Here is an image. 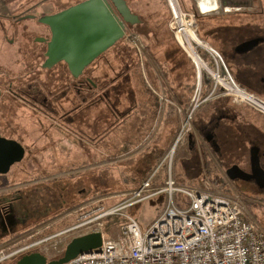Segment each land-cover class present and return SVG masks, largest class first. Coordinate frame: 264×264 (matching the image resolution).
Here are the masks:
<instances>
[{
  "label": "rangeland",
  "instance_id": "obj_1",
  "mask_svg": "<svg viewBox=\"0 0 264 264\" xmlns=\"http://www.w3.org/2000/svg\"><path fill=\"white\" fill-rule=\"evenodd\" d=\"M82 1L84 0H0V13L18 16L37 7L33 12L40 17L44 13L62 11ZM125 1L131 12L138 17L139 23L129 27L130 32L122 40L92 63L91 67L94 68L90 76L99 84V87L90 94L84 91L78 96L74 95L69 87L72 84L70 78L67 77L68 73L65 76L67 79L64 80L56 78V74H60L56 69L53 71L57 73L51 72L50 74L39 68L38 70L36 67L42 59L32 55L31 49L35 46L32 39L30 42L20 40L22 46L19 53H16L17 46L8 45L6 41H2L0 35V66L9 68L10 72L15 73L12 76L17 77L15 81H18L16 85L20 92L25 89V91L34 93L37 99L35 108L28 107L21 102L11 105L8 120L16 128L6 129L7 131L3 133L16 138L26 149L22 162L14 165L6 175L0 176V192L3 193V199H13V202H10L12 218L15 220L18 218L19 222L23 219L22 223L14 228L16 233L12 237H10L11 231L5 235L8 237L2 239V245L10 248L6 250L26 247L31 242L41 241L58 234L76 222L87 218L86 214L95 206L107 209L128 200L129 198L123 194H129V191L138 188L143 177L155 170L168 152L169 156L174 153L172 146L185 121L184 115L177 113L179 118L175 121L174 131L169 132L170 136L175 135L174 139L168 135L165 136L166 127L163 137L160 134L152 138L151 130L158 125L164 105L170 106L165 93L168 94L171 85L177 86L180 83L179 86L190 94L193 88L195 68L191 63L192 70L186 72L188 78L187 76L186 79L180 78L175 84L176 76L173 73L175 71L171 73L170 65L175 52L167 48L170 43L174 45L177 43L169 26L172 15L164 0ZM180 3L184 10H188L187 13H193L194 16V21L176 17L173 23V28L176 30L175 39L180 46L186 49L185 53L191 52V49L183 27L186 28L188 35L199 44L196 50L198 48L208 49L200 43L195 34L199 28L216 26L219 29L229 30L224 41L222 40L224 33L221 31L213 32L207 36L206 40L220 54L230 73H236L239 59L255 56V53L251 52L254 48L248 54L237 52V43L243 40L247 42L258 39L262 40L258 45L264 44V0H217L218 5L207 0L208 4L216 7L213 8L214 12L207 14L199 12L198 6L201 9L203 2L198 6L197 0H181ZM201 11L205 10L201 9ZM195 13L200 15L198 22L195 19ZM32 23V20L27 19L19 22L18 25L28 27ZM199 23L204 25L200 26ZM195 24L197 30H195ZM235 31L243 38H238L232 47L231 42L237 38ZM253 32L255 33L252 34ZM1 34L7 39L14 38V34L9 31ZM203 36L205 35L201 33L202 38ZM230 37L233 38L229 39ZM198 50L205 53L201 49ZM180 51L183 52L181 49ZM14 61L15 65H13ZM207 62L212 64L210 56ZM205 64L209 67L207 63ZM149 67L153 68L152 72L147 71ZM199 69L203 74L205 73L204 75H210L204 70L201 62ZM212 69L218 72L214 65ZM166 72L169 77L165 80L163 74ZM144 83L149 86H145ZM242 87L248 93L256 94L264 101L263 90L258 89L256 91L258 93H252L250 88L249 90ZM221 89L223 90V87ZM44 96L52 97V99L48 101L49 105L42 107L39 101ZM207 96L200 95V106L194 113L196 118L200 113L207 112L208 105L216 100L211 99L204 102ZM141 103L150 109L145 111L150 121L146 117L141 126H132L134 120L131 118L133 116H130L124 123L123 120L127 113L138 108L140 110L139 104ZM230 103L236 102L232 98ZM241 105L244 104L241 103ZM45 107L48 110L44 111ZM228 111L230 115H233L232 109ZM235 112L239 117L237 119L233 115V126L232 124L228 126L231 131L228 133L230 137L227 149L223 152L225 155L216 157L217 162L210 158L212 171L215 170L214 162L217 163L215 167L218 171L213 172L215 182L212 178L208 179L209 174L204 173L202 167L204 138L200 127L203 125H199V129L192 125L189 135L183 142L178 143L170 170L167 160V164L159 167L158 175L162 179L161 176L170 172L173 179L180 184L193 187L200 185L209 187L213 191L237 194L242 199L245 217L256 221L264 229V190H259L240 180L229 181L224 173L225 168L232 164H236L241 169L249 168L248 149L231 138L238 137L239 142L244 144L242 140L246 135L244 130L250 129V126L245 127L235 122L238 120L243 123L241 115ZM114 119H116L115 122ZM214 120L216 121L213 118L212 123ZM228 121L230 119H227ZM219 127L222 129V125ZM134 129H136L135 133L132 132ZM189 136L194 146L198 147L194 152L189 149L191 147ZM169 139L173 142L170 143ZM123 141L129 143H125L126 147L121 148L124 145ZM111 144L114 145L118 154L113 156L106 154ZM120 149L127 150L126 154L118 152ZM209 149L211 148L208 146L207 151ZM108 161H114L115 165L109 167ZM97 166L102 168H97ZM203 180L205 183H202ZM165 200L164 195L154 196L134 203L127 209L121 210L120 214L102 219L99 223L104 226L107 238L116 237L119 234L120 227L125 222L124 215L134 219L140 230L144 231L160 214L165 206ZM73 209L78 210L70 216L59 219L65 213L72 212ZM52 220V225L45 227ZM82 230L83 228L76 233L52 237L23 252L20 256L39 252L47 260L57 259L62 255L66 244L77 234L81 235ZM14 240L17 241L15 245L12 244ZM20 256L5 260L0 264H14Z\"/></svg>",
  "mask_w": 264,
  "mask_h": 264
},
{
  "label": "built area",
  "instance_id": "obj_2",
  "mask_svg": "<svg viewBox=\"0 0 264 264\" xmlns=\"http://www.w3.org/2000/svg\"><path fill=\"white\" fill-rule=\"evenodd\" d=\"M164 1L170 13L172 4H175L181 13L183 12L180 10L178 0ZM192 14L182 13L183 16L193 19ZM196 28L195 24V30H197ZM129 32L127 29L126 34ZM174 40L185 53L175 37ZM199 41L208 49L198 48L205 53L199 52L197 49L195 57L203 64L204 70L210 74L205 76H208L212 83L208 93L203 95V73L199 69L201 79L198 83L197 60L194 57L190 58L185 53L195 68L194 79L196 81L187 109L182 110L180 107H175L178 114L184 115L185 121L172 146L174 153L178 143L183 142L192 130L194 113L200 106V95H208L204 98V102L222 97L233 98L237 104H246L264 116V101L240 86L227 70L220 54L200 38ZM204 55L206 58H203ZM208 56L212 58V64L207 62ZM212 65L217 68L218 72L212 69ZM232 88H236L242 95L240 97L233 95ZM173 155L169 156L168 152L163 162L148 173L145 179L139 183L138 188L129 191V194H123L129 199L121 204L107 209L95 206L92 211L86 214L87 218L84 220L76 222L58 234L41 241L31 242L26 247L15 249L11 247V250H6L9 246H0V263L17 258L23 252L52 237L76 233L83 228L80 231L81 235L79 233L73 238L90 233H100L102 237L100 248L79 255L64 264H264V229L256 221L245 217L242 199L237 194L213 191L206 187L181 185L176 183L170 172L161 176L162 179L159 178V167H162L168 160L170 170ZM157 195L165 196V206L144 231L140 230L134 219L124 215L125 222L120 227L119 234L116 237H106L104 226L99 223L102 219L118 215L121 210L127 209L130 205ZM77 210L73 209L72 212L65 213L59 219L70 216ZM79 211L82 212V209L79 208ZM52 223L53 220L49 221L45 227L51 226ZM15 241L12 244H17Z\"/></svg>",
  "mask_w": 264,
  "mask_h": 264
},
{
  "label": "water",
  "instance_id": "obj_3",
  "mask_svg": "<svg viewBox=\"0 0 264 264\" xmlns=\"http://www.w3.org/2000/svg\"><path fill=\"white\" fill-rule=\"evenodd\" d=\"M33 18V17H24ZM23 18V19H24ZM38 22L47 27L50 38L46 44L43 68H51L63 62L72 78H77L104 52L126 36L127 26L139 23L125 0H84L52 15L41 16ZM262 40L254 39L236 47L237 52H247ZM198 83L201 73L198 68ZM207 142L209 137H203ZM190 150L194 142L189 137ZM25 150L21 144L0 136V175H6L11 167L20 163ZM252 175L243 172L238 166L225 168L229 181H247L249 178H264L255 158L250 159ZM260 176V177H257ZM100 233H90L70 240L57 259L47 260L39 252L20 256L14 264H64L79 255L100 248Z\"/></svg>",
  "mask_w": 264,
  "mask_h": 264
},
{
  "label": "flooded vegetation",
  "instance_id": "obj_4",
  "mask_svg": "<svg viewBox=\"0 0 264 264\" xmlns=\"http://www.w3.org/2000/svg\"><path fill=\"white\" fill-rule=\"evenodd\" d=\"M36 8L37 7H34L31 10H28L23 15H18V16H13L10 13H6V14L0 13V35L2 37V41H6V43L8 45H11V46L16 45L17 46L16 53H19V50L22 46L20 44V40L25 41V42H30L32 39V42H34V45H35L34 47L31 46V47H33V49H31L32 55L33 56L34 55L39 56L40 59H42V62L39 64V66L36 67L37 69L39 68L41 71H44V72L49 73V74L51 72H56V71H53L56 69L57 72L60 73V74H56V78L59 77V79H64V80L67 79V77L70 78L72 85H70L69 87L72 89L71 90L72 93L76 96L82 94V92H84V91H86L89 94L92 93V91H95L99 87V84H97V82H95V80L93 78H91V76H90L91 70L94 68V67H91L92 64L89 65L88 67H86L83 70V72L81 73V75H79L77 78H72L70 76L69 72H67L68 71L67 66L63 62L57 63L54 66H52L51 68H47V69L42 67V64L45 61L44 55L46 52V44L49 41L50 34H49V30L47 29V27L40 24L38 22V19L41 16L52 15V14H55L59 11L47 12V13H44L43 15H41L40 17H37L33 12V10ZM29 16L33 17V18H24V17H29ZM27 19L33 21L31 26L20 27L18 25L19 22H21L23 20H27ZM129 27L130 26H127V29H129ZM7 31L14 34V38L7 39V37H3L1 33H3V32L7 33ZM238 38H243V37L237 36V38L234 41H232V44H233L232 47H234L235 43L238 41ZM243 42H245V41L243 40L242 42L237 43L236 46L243 44ZM234 51H235V49H234ZM241 54H245V53H241ZM13 65H15V61L13 62ZM34 68H35V66H34ZM67 73L69 74V76H67L65 78ZM14 74L15 73L9 71V68L6 69V67L0 66V136L5 138V139H8V140H14V141L18 142V140H16V138H13L12 136L3 134L5 131H7L6 129L16 128V126H14L8 120V115L10 114V106L15 104V102H21V103L27 105L28 107L33 106L32 108H35L34 106L37 103V99H36L34 93H30L28 91H25V89L21 90V92L18 90L19 87H18V85H16L18 83V81H15V80H17V77L14 78V76H12ZM19 78L20 77H18V79ZM64 83H66V82L64 81ZM104 95H107V93H104ZM38 99H40V98H38ZM51 99H52V97L49 98V97L44 96L41 99V101H39V105H41L42 107L47 106V105H49L48 101ZM31 100L33 102H31ZM43 110L44 111L48 110V108L46 109V107H45ZM57 122H58V120H57ZM217 128H218V126L216 125V123H214L213 125H212V123H210L209 126L200 127V130H201L203 137H209V139H210V141L207 143L204 140L203 153H204V151L205 152L207 151V144L209 145V147L211 149H213L216 153H218L219 144H218V138H217V130H218ZM223 129H224V127L222 126V130ZM18 143L21 144L20 142H18ZM21 145L23 146V144H21ZM225 147H227V146H225ZM23 148H24V146H23ZM204 148H205V150H204ZM226 149H223V150L225 151ZM247 149L249 151V156H248L249 168L248 169H241L239 166L238 167L243 172H245L246 174L252 175L251 162H250V159L252 156V158H255L257 160L259 169L264 174V144L260 143L259 141L255 142V144L253 142H249V146ZM24 150L26 153L25 148H24ZM223 152L219 156L225 155V154H223ZM25 153H24V157H25ZM24 157H23V159H24ZM17 164H19V163H17ZM234 165H236V164H234ZM231 166H233V164L226 167V168H229ZM0 176H4V175H0ZM257 177H260V176L257 175ZM242 182L249 183V184L253 185L255 188H258L259 190H262V191L264 190V178L263 177L249 178V180L242 181ZM2 194L3 193L0 192V242L2 241V239H4V237H8L5 235H8V233L11 231L13 234L11 233L10 237H12L16 233V229H14V228L18 224L22 223V220H23V219H21L19 222L18 218L16 220L12 218V216H11L12 212L10 209V202H13V199L4 200ZM2 242L0 243L1 244L0 246H2V244H3ZM26 254H28V253H26Z\"/></svg>",
  "mask_w": 264,
  "mask_h": 264
},
{
  "label": "crops",
  "instance_id": "obj_5",
  "mask_svg": "<svg viewBox=\"0 0 264 264\" xmlns=\"http://www.w3.org/2000/svg\"><path fill=\"white\" fill-rule=\"evenodd\" d=\"M213 8H216V7H212L210 3L209 4L203 3V6L201 7V9L205 10V11H202L203 13L202 12L201 13L207 14V13L214 12L215 9L213 10ZM207 10H210V11H207ZM225 31L226 30L222 31L224 33V35L222 36L223 41L225 40V38L227 36L226 35L227 32H225ZM234 34L236 37L241 36L236 31L234 32ZM232 38L233 37H230L229 39H232ZM231 45H233L232 42H231ZM181 47L186 52V49L183 46H181ZM167 49L175 52L173 54L174 55L173 61L171 62L170 65H171V73L173 71H175L173 73L176 76V79L174 78L175 79L174 82L176 84V80L178 82L180 78L186 79V76H187L186 72H188L189 70L190 71L192 70V65H191L192 62L189 59V57H191V58H193V57H192V54H190L191 52L187 53V55L189 56L188 57L185 53L180 51V49L178 48L177 45H174L172 43H170V45ZM249 51L243 52V53L248 54ZM251 52H254L255 56L251 55L248 58L246 57L244 59H239V63L237 65L236 73H234V72L233 73L237 77L239 84H241L242 86H244L247 89L250 88L251 90L250 89L249 90L252 91V93L253 92L258 93V92H256L258 89L264 91V44L257 45L256 47H254V50ZM232 55L233 54H231V56ZM236 57H237V55H236ZM147 64H148V62H147ZM151 70L153 71V68L149 67L147 71L152 72ZM164 74H163V78L166 80V78H168L169 75L167 74V72ZM187 78H188V76H187ZM152 83L155 84L154 81H152ZM179 85H180V83H179ZM179 85L178 84H177V86L171 85L170 89H168V94L165 93L166 97L168 98V101H169L168 103L170 104V106L164 105V107L162 109L161 117H160L159 122H158V125H156V127H154L151 130L153 133L152 138H155V136H159L160 134L163 137V132L165 131V127L167 128V132L165 133V136L168 135L169 137H172V136H170L169 132H172V130L174 131L175 121L177 120V118H179V115H177V112L175 111V107L176 106L179 107L180 104L184 103V101L189 98L188 93L183 90L182 86H179ZM147 86H149V85H147ZM253 95L258 97L259 99H261L258 95H256V94H253ZM230 100H231L230 98H226V97H222V98L214 100V102H212L210 105H208L209 109L207 112L200 113L197 116V118L196 117L194 118L195 122H194L193 127H195L197 129L199 125L209 126L210 123H212L213 118L216 119V121L214 120L212 125L214 123H216V125L218 127L220 125L227 127V126H231V124L233 126V121H231V120L234 119L233 115H235V117L238 119L239 116L235 112V111H237L238 114L241 115V119H243V123L238 122V120H235V122H237L238 124H242L245 127L250 126V129L244 130V131H246V135L242 138L244 144L239 142L238 137H236V138L233 137L231 139L233 141L235 140L236 142L239 143V145L244 146L245 148H248L249 142H253L255 144V142L259 141L260 143L264 144V116L262 114H260L259 112L255 111L254 109L246 106V105H241V104H237V103L231 104ZM139 105H140L139 107L141 109L139 110V108H138V109H135L134 111H129L128 112L129 114L127 113L126 118H124V120H123L124 123L129 119L130 116H133L131 118L134 120V123L132 124V126H134V125L135 126H141L142 121L146 117L149 120V116L145 112L149 108L148 107L146 108V106H144L143 103H141ZM256 105H258V104H256ZM227 108L229 110L232 109L233 115H230ZM175 112H176L177 117L175 116ZM227 119H230V121L227 122ZM115 121H116V119H114V122ZM135 130L136 129L132 130V132L135 133ZM174 136L172 137L173 139H174ZM120 138L122 139L123 137H120ZM169 142L172 143L173 140L169 139ZM125 143L128 144L129 142L123 141L124 145L121 148H123L124 146L126 147ZM111 145L112 146L108 147L109 149L107 150L106 154H108L109 156H113V155L118 154L114 145L113 144H111ZM204 150H205V148H204ZM118 152H121V149ZM209 154H210V156H209ZM206 156L208 157L207 160H209L210 158H213L211 153H209L208 151H206ZM148 157H150L149 154H148ZM114 163H115L114 161L113 162L108 161L107 164H109L108 166L110 167V166L115 165ZM214 163L216 166L217 163L216 162H214ZM215 166H214L215 170H213V172L215 171V173H216V171H218V170H216ZM103 167H105V166H103ZM97 168H102V167L97 166ZM143 179H145V177H143ZM208 179L211 180L210 177ZM202 183H205V180H203ZM200 188H202V186ZM206 188H209V187H206Z\"/></svg>",
  "mask_w": 264,
  "mask_h": 264
},
{
  "label": "trees",
  "instance_id": "obj_6",
  "mask_svg": "<svg viewBox=\"0 0 264 264\" xmlns=\"http://www.w3.org/2000/svg\"><path fill=\"white\" fill-rule=\"evenodd\" d=\"M179 1V4L181 5L182 3H180L181 2V0H178ZM180 8H181V10L184 12H188V10H184L181 6H180ZM196 14V17H195V19L197 20V22H198V19H200V15H198L197 13H195ZM199 24H201V23H199ZM204 24H201L200 26H203ZM130 28H131V26H130ZM133 28V27H132ZM228 29H230V28H228ZM202 32H201V31ZM223 30H226L225 32H227V31H229V30H227V29H225V28H218V27H216V26H214V27H205V28H199V30L197 31V33H195L196 34V36H197V34H198V36H199V38L201 39V40H203V41H205L206 43H208L210 46H211V44L206 40L207 39V36L208 35H211L213 32H215V31H223ZM201 33L202 34H204L205 36H203V38L201 37ZM228 33V32H227ZM255 32H253L252 34H254ZM197 36V37H198ZM212 47V46H211ZM213 48V47H212ZM203 58H206V56L204 55L203 56ZM232 76H233V78H234V80L238 83V79H237V77L234 75V73L232 72V73H230ZM194 78H195V76H194ZM194 83H195V79H193V88H192V91L190 92V94L188 93V95H189V98L187 99V100H185L184 101V103H182V104H180V108L182 109V110H185V109H187V107H188V105H189V103H190V99H191V96H192V94H193V91H194ZM211 83H212V80L208 77V76H205L204 74H202V94L203 95H206L207 93H208V91L210 90V87H211ZM145 84V83H144ZM240 86H241V84H239ZM145 86H147L146 84H145ZM232 121V120H231ZM194 122H195V119H193V121H192V125H194ZM224 127V129L222 130L220 127H218L217 129V138H218V144H219V150H218V153H216L213 149H209V151H210V153H211V155H212V157H213V159H215V161L217 162V160H216V157H219V155L224 151L223 149H226L227 147H225V146H227V142L229 141V137H230V135L228 134L231 130H230V128H228V126L227 127H225V126H223ZM197 129H199V127L197 128ZM209 145L207 144V147H208ZM195 148H196V146H194L191 150L194 152L195 151ZM121 152L123 153V154H126V152H127V150L125 151H123V150H121ZM202 155H204V158L202 159V167H203V170H204V173H208L209 175V177L210 178H212V180H213V182H215L216 180L215 179H213V171H212V167L210 168V166H211V160H207L208 159V157L206 156V152L204 151V153L202 154ZM206 159V160H205ZM176 183H178L177 181H176ZM178 184H180V183H178ZM181 185H184V184H181ZM194 187H198V188H200L201 186L200 185H196V186H194ZM31 223V222H30ZM29 223V224H30Z\"/></svg>",
  "mask_w": 264,
  "mask_h": 264
},
{
  "label": "bare ground",
  "instance_id": "obj_7",
  "mask_svg": "<svg viewBox=\"0 0 264 264\" xmlns=\"http://www.w3.org/2000/svg\"><path fill=\"white\" fill-rule=\"evenodd\" d=\"M212 2H213V4H217V0H211ZM201 2H203V3H207V0H197V6H198V4H200ZM218 5V4H217ZM198 8H199V12L201 13L202 11H201V9H200V7L198 6ZM171 13H172V21H171V25H170V28L172 29V31H173V34H174V37H175V34H176V30H174V28H173V23H174V21L176 20V17H180V18H182V19H184V20H190V21H193V19H191V18H188V17H185V16H183L182 15V13H181V11H179L178 9H177V7H176V5L175 4H172L171 5ZM183 30H184V33H185V36H186V38H187V41H188V44H189V47H190V49H191V54H192V57H194L196 60H197V65L199 66V63H200V60H198V58L197 57H195L196 55V48L199 46V44L198 43H196L189 35H188V33H187V31H186V28H184L183 27ZM181 47V46H180ZM182 48V47H181ZM183 49V48H182ZM184 50V49H183ZM187 54V53H186ZM232 92L234 93V94H236L238 97H240L241 95H242V93L240 92V91H238L236 88H232ZM243 97H245V96H243ZM249 101H252L251 99H248ZM256 104H258L257 102H256Z\"/></svg>",
  "mask_w": 264,
  "mask_h": 264
}]
</instances>
